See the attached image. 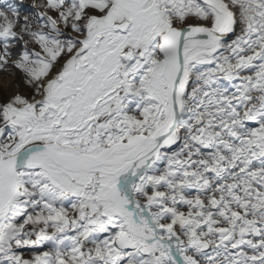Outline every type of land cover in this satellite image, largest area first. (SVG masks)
Masks as SVG:
<instances>
[{"label":"snow or ice","instance_id":"6c2138e0","mask_svg":"<svg viewBox=\"0 0 264 264\" xmlns=\"http://www.w3.org/2000/svg\"><path fill=\"white\" fill-rule=\"evenodd\" d=\"M0 264H264V0H0Z\"/></svg>","mask_w":264,"mask_h":264}]
</instances>
